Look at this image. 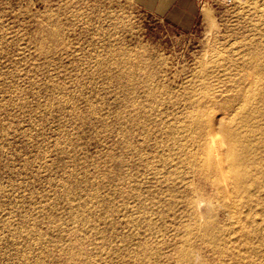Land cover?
Wrapping results in <instances>:
<instances>
[{
  "label": "rangeland",
  "instance_id": "rangeland-1",
  "mask_svg": "<svg viewBox=\"0 0 264 264\" xmlns=\"http://www.w3.org/2000/svg\"><path fill=\"white\" fill-rule=\"evenodd\" d=\"M195 1L198 15L179 25L134 0H0V264H90L93 227L105 264H135L121 244L137 192L154 218L153 230L138 226L148 245L157 234L170 250L187 223L204 220L181 202L197 198L195 186L211 196L216 221L229 222L212 181L182 183L200 158L198 134L173 138L169 126L198 111L201 79L221 100L227 76L249 71L245 61L264 71V0ZM213 135L207 149L227 147ZM224 156L203 157L216 165ZM194 244L202 264H240Z\"/></svg>",
  "mask_w": 264,
  "mask_h": 264
},
{
  "label": "bare ground",
  "instance_id": "bare-ground-1",
  "mask_svg": "<svg viewBox=\"0 0 264 264\" xmlns=\"http://www.w3.org/2000/svg\"><path fill=\"white\" fill-rule=\"evenodd\" d=\"M253 49V53H257V48ZM245 62L249 71L246 74L236 73L237 75L227 76L226 89H222L227 94L221 100L218 99L220 95H214L208 91V83L201 79V82L194 87L199 91V97L192 99L198 106V111L190 114L187 123L183 126L175 127L172 124L169 126V133L173 138L175 134L182 136L187 133L191 136V133L195 132L193 138H196L194 136L198 134L199 139L196 143L200 158L196 159V155H192V181L182 178L184 181L182 183L188 186L189 182H194L193 179L196 176L212 181L215 192L218 194L217 203L220 207L218 211L224 213L225 219L229 222L221 225L216 221L211 196H204L201 189L195 186L191 193H195L197 198L186 195L181 202L186 203L194 214L204 217V220L195 217L192 222L187 223L184 226V238L178 243L175 241L170 250L163 249L164 241H160L157 234L152 243L150 242L151 245H148L150 238L140 240L141 232L138 226L141 220L143 223L146 222V229L150 226L147 230L151 231L154 227V218L145 202V195L133 192L134 195L136 194L133 209L129 215L127 213V220L124 221L130 229V234H124L125 237L122 239L124 243L121 245L124 253L126 252V258L132 259L135 264H202L200 253L194 248L195 240L208 243L214 251L235 256L240 264L264 262L261 259L264 255V197L260 193L261 179L264 175V131L262 130L264 128V71L262 62L259 60ZM210 102L212 104L209 106L213 108L208 106ZM217 105H224L231 110V113L228 115L224 110L217 109ZM257 120L262 122L258 123ZM214 133H221L224 136L226 148L221 147L218 151L213 146L207 149ZM211 152H223L225 156L216 160L217 164L214 165L209 157L207 159L203 157L204 154ZM186 186L182 191L188 190ZM170 195L174 198L180 197L175 189L171 190ZM171 205L170 203L169 207ZM203 205L206 206V212L202 210ZM246 205H248L247 211L243 213L242 206ZM106 218L104 216L106 225H103L106 228L112 227V230L117 223L112 224ZM98 231L94 227L90 230V246L93 245L91 250L95 251V255L100 256L98 258L100 264L103 262L105 264L109 257V254L107 255L109 250L105 251L104 241L97 244L99 249L96 248L95 239L98 237ZM104 231H100L103 237H105ZM238 243L240 246L237 250ZM107 247H109L108 244ZM95 255L94 252L91 254L90 264H97Z\"/></svg>",
  "mask_w": 264,
  "mask_h": 264
},
{
  "label": "crops",
  "instance_id": "crops-1",
  "mask_svg": "<svg viewBox=\"0 0 264 264\" xmlns=\"http://www.w3.org/2000/svg\"><path fill=\"white\" fill-rule=\"evenodd\" d=\"M134 2L179 25L193 21L198 15V6L195 0H134Z\"/></svg>",
  "mask_w": 264,
  "mask_h": 264
},
{
  "label": "built area",
  "instance_id": "built-area-1",
  "mask_svg": "<svg viewBox=\"0 0 264 264\" xmlns=\"http://www.w3.org/2000/svg\"><path fill=\"white\" fill-rule=\"evenodd\" d=\"M245 0H198L200 5H232Z\"/></svg>",
  "mask_w": 264,
  "mask_h": 264
}]
</instances>
